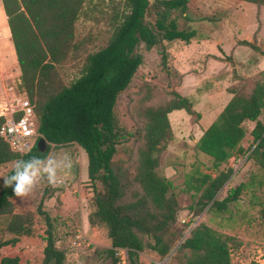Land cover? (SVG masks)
Listing matches in <instances>:
<instances>
[{
  "label": "trees",
  "instance_id": "trees-1",
  "mask_svg": "<svg viewBox=\"0 0 264 264\" xmlns=\"http://www.w3.org/2000/svg\"><path fill=\"white\" fill-rule=\"evenodd\" d=\"M89 1L3 0L22 71L21 89L35 105L38 131L49 147L42 152L37 144L29 153H17L0 134V166L33 156L47 158L53 147L77 143L89 156V178L96 193L89 223L107 230L111 241L107 259L112 264L119 261L116 248H127L132 264H139V254L145 251H153L163 260L179 259L182 264H233L232 250L242 244L238 238L205 222L186 224L188 235L179 227L184 209L181 195L192 194L191 207L198 213L207 209L225 216L244 194L255 195L264 187V80L241 79L228 89L232 99L196 143L212 159L216 174L197 168L178 191L160 172L162 156L175 139L170 118L174 111L185 110L196 121L202 117L194 101L172 88L167 100L152 104L155 95L148 89L137 103L135 130L121 125L115 109L120 94L144 64V51L157 50L165 69L168 43L190 44L198 37L196 29H183L179 22L180 18L191 20L189 0L123 1L124 10L116 15L111 39L96 52L84 51L77 35V24ZM249 1L264 6V0ZM241 44L258 50L251 41ZM76 60L81 61L80 75L67 83L60 67ZM4 123L5 118L0 117V130ZM248 123H255V143L249 152L242 145ZM132 141L138 147L131 151L128 165L116 156L123 144ZM247 152L261 175L252 174L219 199L220 191L239 171L222 166ZM15 197L13 188L3 183L0 219L6 221V228L0 231V264H24L23 249L15 255L9 252L26 238L42 244V257L36 264H67V251L58 246L65 234L58 217L44 208L46 196L36 212L26 213L16 211Z\"/></svg>",
  "mask_w": 264,
  "mask_h": 264
},
{
  "label": "rangeland",
  "instance_id": "rangeland-1",
  "mask_svg": "<svg viewBox=\"0 0 264 264\" xmlns=\"http://www.w3.org/2000/svg\"><path fill=\"white\" fill-rule=\"evenodd\" d=\"M123 1L125 0L88 2L85 13L77 24V35L84 43V51L96 52L108 44L113 35L116 15L124 10ZM188 14L191 20L180 18V26L183 29H196L198 37L190 44L183 41L168 43L165 69L162 67V56L157 50L144 51L145 62L129 88L120 94L115 109L121 125L135 130L138 125L133 116L137 111V103L148 89L152 90L150 95H155L152 104L167 100L172 88L194 101L195 108L202 117L196 121L185 110L174 111L170 118L175 139L162 156L160 172L174 182L178 191L185 187L188 174L197 168L216 174L212 159L202 153L196 143L232 99L233 95H230L228 89L238 85L241 79L264 80V6L258 7L249 0H189ZM8 25L3 0H0V31L3 30L1 26ZM244 40L251 41L258 50L241 44ZM215 54L220 58L214 59ZM80 67V60L60 67L64 80L71 83L76 79L80 75ZM180 71L188 73L186 80L181 78ZM21 74L13 40L4 42L0 38V97L6 95L11 85L21 82ZM19 86L21 87V83ZM254 127L255 123L247 124L248 134L242 143L248 152L255 143L252 135ZM137 147L138 143L134 141L123 144L116 159L128 164L129 156H133L132 152ZM248 152L235 155L222 166V169L236 166L240 168L232 182L227 183L220 191L219 199L226 197L230 187L238 186L252 174L260 173L255 161L246 157ZM65 156L71 159V169L58 171L56 185L51 184L44 176L28 195L15 197L13 202L16 211L36 212L46 196L44 208L58 217L60 228L65 234L64 241L59 242L58 246L67 251L66 263L112 264V259H107L106 250L111 248L107 230L102 227L93 228L89 223V214L94 209L96 196L89 178V156L77 143L53 147L49 155L57 159ZM13 167L14 163L0 166V187ZM191 195H181L184 209L179 215V227L187 232L189 229L186 224L195 226L205 222L242 242L240 247L232 250L233 264H264V187L257 190L255 195L252 192L244 194L231 207L232 213L225 216L216 215L207 209L198 213L191 207ZM5 228L6 221L0 219L1 233ZM78 231L85 232L91 246L88 247L85 243L75 245ZM20 249H23L26 259L24 264H36L42 257V244L37 239L26 238L9 254L15 255ZM173 254L174 252L170 255ZM168 258L166 264H182L179 259ZM138 262L158 264L164 260L153 251H145L139 254Z\"/></svg>",
  "mask_w": 264,
  "mask_h": 264
},
{
  "label": "built area",
  "instance_id": "built-area-1",
  "mask_svg": "<svg viewBox=\"0 0 264 264\" xmlns=\"http://www.w3.org/2000/svg\"><path fill=\"white\" fill-rule=\"evenodd\" d=\"M21 82L11 85L3 99L0 100V117L5 118L0 134L9 143L14 152L29 153L40 141L41 134L38 131V119L35 105L31 102L27 93L19 86ZM241 160V159H240ZM237 172L240 167H234ZM84 231H78L75 245L91 246V242L85 237ZM118 264H132L127 248H116ZM169 258L164 260L166 264Z\"/></svg>",
  "mask_w": 264,
  "mask_h": 264
},
{
  "label": "clouds",
  "instance_id": "clouds-1",
  "mask_svg": "<svg viewBox=\"0 0 264 264\" xmlns=\"http://www.w3.org/2000/svg\"><path fill=\"white\" fill-rule=\"evenodd\" d=\"M71 167V159L67 156L61 159L40 156H33L28 160L19 159L14 163L12 174L4 178V184L12 187L17 197H23L28 195L44 176L51 184L56 185L58 171L70 170Z\"/></svg>",
  "mask_w": 264,
  "mask_h": 264
},
{
  "label": "bare ground",
  "instance_id": "bare-ground-1",
  "mask_svg": "<svg viewBox=\"0 0 264 264\" xmlns=\"http://www.w3.org/2000/svg\"><path fill=\"white\" fill-rule=\"evenodd\" d=\"M1 28L3 29V30L1 29L3 32L0 31V38H1V40L4 41V42L9 41L11 39V35H10L11 31H10V29L8 30V27L7 26H4V27L1 26Z\"/></svg>",
  "mask_w": 264,
  "mask_h": 264
},
{
  "label": "water",
  "instance_id": "water-1",
  "mask_svg": "<svg viewBox=\"0 0 264 264\" xmlns=\"http://www.w3.org/2000/svg\"><path fill=\"white\" fill-rule=\"evenodd\" d=\"M38 147L42 152H46L48 149V142L45 138H41L39 143H38Z\"/></svg>",
  "mask_w": 264,
  "mask_h": 264
},
{
  "label": "crops",
  "instance_id": "crops-1",
  "mask_svg": "<svg viewBox=\"0 0 264 264\" xmlns=\"http://www.w3.org/2000/svg\"><path fill=\"white\" fill-rule=\"evenodd\" d=\"M9 29H10V27H9V25H8V30H9ZM10 35H11V33H10ZM11 39H12V35H11ZM11 39L9 40V42L12 41ZM203 40H206V39H203ZM203 40H202L201 42H203ZM199 44H201V43H199ZM217 56H218V55L215 54V55H213V58L216 59V60L219 59V56H218V57H217ZM213 58H212V59H213ZM180 73L183 75V79L186 80L187 77H188V73H185V71H180ZM230 95H232V94H230ZM3 96H4V95H1L0 98L2 99Z\"/></svg>",
  "mask_w": 264,
  "mask_h": 264
}]
</instances>
